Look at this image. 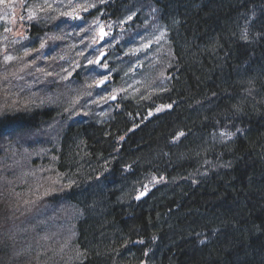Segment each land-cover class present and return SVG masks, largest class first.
<instances>
[{"label":"trees","instance_id":"16d2710c","mask_svg":"<svg viewBox=\"0 0 264 264\" xmlns=\"http://www.w3.org/2000/svg\"><path fill=\"white\" fill-rule=\"evenodd\" d=\"M89 2L96 7L74 20L61 15L69 0H0V68L9 81L21 83L22 71L47 77L46 66L62 62L75 71L72 82L86 84L99 51L85 20L118 24L137 12L135 27L146 19L143 2L169 40L171 67L153 94L121 98L104 121L70 122L51 151L65 184L51 198L81 212L72 264H264V0ZM125 44L109 60L115 82L118 61L129 59ZM19 105L0 116V139L64 110ZM10 200L2 191L0 228L17 220ZM5 237L0 264H14Z\"/></svg>","mask_w":264,"mask_h":264},{"label":"rangeland","instance_id":"374dc122","mask_svg":"<svg viewBox=\"0 0 264 264\" xmlns=\"http://www.w3.org/2000/svg\"><path fill=\"white\" fill-rule=\"evenodd\" d=\"M94 1L101 4L100 0ZM141 5L146 16L143 23L132 28L125 27L134 18L131 14V20L126 18L120 23L122 30L115 36L103 39L107 41L105 45L102 44L105 51L117 41L127 42L124 50L129 59L117 60V70L122 69L118 82L110 76L113 69L109 60L116 57L109 59L104 56L100 62L107 63L108 68L103 69L97 78L88 75L86 84L72 82L71 74L55 88L47 86L54 74L50 66H46L47 77L37 76V71H30L33 77L28 79L26 71H22L21 76H27L22 83L9 81L8 67L0 68V96L4 97L0 102V116L7 109L12 111L15 107H22L19 104L32 108L62 106L64 109L56 120L40 129H24V132H13L0 139V194L2 191L9 192L13 200H10L11 205L19 211L17 220L2 227L4 230L0 232V238L10 232L5 240L12 245L14 264H72L80 257L75 237L76 221L80 219L81 212L62 197L58 200L51 198L59 194L60 185L63 187L65 184L63 178L54 173L49 156L52 149L58 146L64 128L74 119L90 117L104 121L110 117L114 103L122 97L143 96L145 92L150 96L155 88L165 82V74L172 60L169 40L163 24L155 17L153 5L144 2ZM96 19L101 24L105 22L101 17ZM85 25L87 29L92 25V30H89L92 36L86 37V40H93L94 37L97 40L96 26L88 19ZM48 42L52 45V42ZM101 69L99 66L98 70ZM105 75L110 77L109 80L104 85L96 86L94 81L103 79ZM71 92H74V97L68 95ZM109 95H116V99H101Z\"/></svg>","mask_w":264,"mask_h":264},{"label":"snow or ice","instance_id":"6c2138e0","mask_svg":"<svg viewBox=\"0 0 264 264\" xmlns=\"http://www.w3.org/2000/svg\"><path fill=\"white\" fill-rule=\"evenodd\" d=\"M101 3L104 2V0H100ZM62 7L64 5H61ZM46 7L48 9H51L53 6L52 4H47ZM69 8V11H65V12H62L61 15L63 16H66V17H69L71 19H74V20H81L83 19V17L81 16V12H84V13H87L91 8H95L96 7V4L95 3H91L89 2V0H84L83 3H78V2H73V0H69V3L68 5L66 6ZM45 9L44 8H41L40 11H44ZM35 17V14L33 13L31 16H29V19H33ZM129 20L132 19L131 16L128 17ZM93 25L96 26V28L98 29V31L96 32V35H98L99 37V40H103L106 36H109L111 35L110 31H105V26L101 23H99V20L96 19L92 22ZM110 27V25H109ZM82 31H85V29H81ZM87 30H92V25L89 26V29ZM98 41L95 39V37L93 38L92 40V43H97ZM41 48L44 47V44L41 43ZM29 53L27 51H25V55H28ZM80 55H83V52L80 53ZM106 55V53L104 52H100L99 56L93 61V60H88V63L89 64H96V65H99L101 68L103 69H107L108 68V64L107 63H104V64H101L100 61L101 59ZM13 59L12 56H7L6 57V60L8 61H11ZM76 67H79V64L76 65ZM64 71H67L66 69ZM69 75H71V73H69ZM109 76L108 75H105L103 79H100V80H96L94 81V83L96 84V86H101V85H104L108 80H109ZM120 91H124L123 89H121ZM101 99H104V100H108V99H116V95H109L108 97H101ZM168 107H171V105H169ZM160 109H157V111H159ZM181 135H183V133H181ZM225 135H228V134H225ZM145 193H141L140 195L143 196ZM139 199V197H137ZM201 244H204L206 243L205 240H201L200 241Z\"/></svg>","mask_w":264,"mask_h":264},{"label":"bare ground","instance_id":"6f19581e","mask_svg":"<svg viewBox=\"0 0 264 264\" xmlns=\"http://www.w3.org/2000/svg\"><path fill=\"white\" fill-rule=\"evenodd\" d=\"M9 184V183H8Z\"/></svg>","mask_w":264,"mask_h":264}]
</instances>
